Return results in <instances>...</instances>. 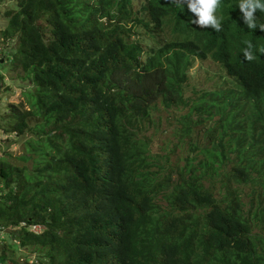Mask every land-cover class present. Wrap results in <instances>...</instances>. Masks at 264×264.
<instances>
[{
	"label": "trees",
	"instance_id": "obj_1",
	"mask_svg": "<svg viewBox=\"0 0 264 264\" xmlns=\"http://www.w3.org/2000/svg\"><path fill=\"white\" fill-rule=\"evenodd\" d=\"M9 1L1 57L29 109L0 128L32 137L0 157V262L28 264L17 239L32 264H264V32L240 0L220 32L165 0Z\"/></svg>",
	"mask_w": 264,
	"mask_h": 264
},
{
	"label": "rangeland",
	"instance_id": "obj_2",
	"mask_svg": "<svg viewBox=\"0 0 264 264\" xmlns=\"http://www.w3.org/2000/svg\"><path fill=\"white\" fill-rule=\"evenodd\" d=\"M2 2H0V31L3 30L6 26V19H5L4 13L7 7H12L11 1L8 2V0H4V3L1 4ZM13 46H14L13 43H7L6 45H3V43L0 40L1 54L5 52L6 55H8V53H10V49ZM3 59L4 57L2 58V60ZM8 65H9V62H6V63L2 62V64H0V77L3 78V81L0 82V122L1 123H5V121L7 120V115L10 110L9 104L22 103L25 109H29L28 105L25 103L26 99L23 95L24 91L29 87V82L20 83L19 80H16L17 71H14V72L9 71ZM199 65H200V62L196 60L194 62V67L192 68L191 72L193 73L194 77H197L198 80H202L204 77L203 70L205 69L206 71H209V69L211 68V61H205L204 63L201 64L202 67L204 68V69L201 68L203 70L199 69L200 68ZM214 66L215 65H213L212 68ZM158 115L161 117V123H162L161 129L166 132H169L171 128L168 125V122L166 121V113L164 111H160ZM149 134L151 135L152 133H149ZM1 136H2V130L0 129V141H1ZM31 137H32L31 133H26L22 138L20 137L19 139L13 136V138L10 141L4 142L0 146V157L3 156L2 154L6 148L8 149V152L10 153V157H8V159L12 161L13 157H17L18 155L23 153L24 149L26 148V143L28 142V140L31 139ZM161 137L163 138L164 135L161 136L159 135V133H157L156 135H153L154 143L152 147H154L158 143ZM12 141H14L15 144L11 143ZM152 151L158 152V149L153 148ZM175 156H171L170 160L173 161L175 159ZM243 189L244 191H249L250 187H244ZM10 230L11 229L9 227L4 228V232L6 233L9 232ZM27 255H28V252L25 249H21L19 252L17 250L16 252V257H19V259ZM30 257H33V256H30Z\"/></svg>",
	"mask_w": 264,
	"mask_h": 264
},
{
	"label": "clouds",
	"instance_id": "obj_3",
	"mask_svg": "<svg viewBox=\"0 0 264 264\" xmlns=\"http://www.w3.org/2000/svg\"><path fill=\"white\" fill-rule=\"evenodd\" d=\"M165 3L174 5L175 7H178V8H181V7L183 8V6H186L188 11L192 13V15L195 17V19L191 20L190 23L195 24L200 29H212L215 32L222 31L221 18H219V15L216 14L218 8L221 6V0H165ZM238 9L240 13L242 14L243 23L246 25L248 29L255 30L258 28L261 32H264V24H260L258 26L256 23L257 21L256 13L258 11L264 12V0H240L238 4ZM244 43L247 45L243 49L244 60L251 62L257 59L256 55L252 51L253 49L252 43L250 41H245ZM260 52L261 54H264V48L260 49ZM2 54H1V48H0V61L4 57V56L1 57ZM2 61L4 63V59ZM0 129L2 130V136H1V141H0V146H1L4 142L10 141L13 138V136H15V133L5 132L2 128ZM12 142L14 143V141ZM7 150L8 149L5 148V151ZM22 225L23 223L20 224L19 227H21ZM19 227L13 228V229H11V227L9 228L11 230H16ZM29 231L32 233L40 234L44 231V227L39 224L30 225ZM1 242L6 244L4 241H1ZM13 243L17 245L16 249L18 250V252L21 249H25V248L20 247L19 240L17 239H14ZM25 250L28 252L27 249ZM8 252H10V250H8ZM30 256H33V257H30ZM24 257H28L27 259L28 264H32V262H34L35 256L31 255L29 252H28V255ZM24 257L19 259V261H23ZM0 264H3V263L0 262Z\"/></svg>",
	"mask_w": 264,
	"mask_h": 264
},
{
	"label": "water",
	"instance_id": "obj_4",
	"mask_svg": "<svg viewBox=\"0 0 264 264\" xmlns=\"http://www.w3.org/2000/svg\"><path fill=\"white\" fill-rule=\"evenodd\" d=\"M3 61L1 60L0 63H2Z\"/></svg>",
	"mask_w": 264,
	"mask_h": 264
}]
</instances>
